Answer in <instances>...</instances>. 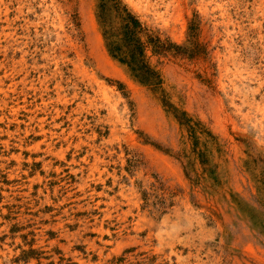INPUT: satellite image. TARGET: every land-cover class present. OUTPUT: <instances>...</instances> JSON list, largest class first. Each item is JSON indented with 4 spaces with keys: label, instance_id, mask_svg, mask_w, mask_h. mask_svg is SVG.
<instances>
[{
    "label": "rangeland",
    "instance_id": "obj_1",
    "mask_svg": "<svg viewBox=\"0 0 264 264\" xmlns=\"http://www.w3.org/2000/svg\"><path fill=\"white\" fill-rule=\"evenodd\" d=\"M98 3L0 0V264H264V0Z\"/></svg>",
    "mask_w": 264,
    "mask_h": 264
},
{
    "label": "trees",
    "instance_id": "obj_2",
    "mask_svg": "<svg viewBox=\"0 0 264 264\" xmlns=\"http://www.w3.org/2000/svg\"><path fill=\"white\" fill-rule=\"evenodd\" d=\"M97 18L108 54L122 64L137 82L156 89L161 84L160 74L150 64L147 50L162 49L164 42L147 33L120 0H99ZM107 10L115 14L108 17ZM108 17V18H107Z\"/></svg>",
    "mask_w": 264,
    "mask_h": 264
}]
</instances>
